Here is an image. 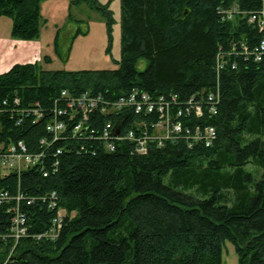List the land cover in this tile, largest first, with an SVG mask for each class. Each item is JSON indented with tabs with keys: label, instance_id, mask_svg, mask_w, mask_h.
I'll return each mask as SVG.
<instances>
[{
	"label": "trees",
	"instance_id": "obj_1",
	"mask_svg": "<svg viewBox=\"0 0 264 264\" xmlns=\"http://www.w3.org/2000/svg\"><path fill=\"white\" fill-rule=\"evenodd\" d=\"M76 3L104 19L111 55V3ZM41 5L0 0V16L12 21V39L40 37ZM120 8L116 69L45 70L35 61L0 75V145L22 141L30 153L46 151L42 165L48 172L43 177L38 167L0 174V192L31 199L57 192L55 211L39 201L21 202L30 235L46 231L59 209L66 213L55 240L26 237L16 246L0 240V264H223L226 243L234 246L238 264H264V54L256 62L240 52L243 46L252 52L264 39V31L249 23L264 11V0H120ZM219 55L226 56L222 69ZM141 60L148 63L143 72ZM134 89L184 103L210 92L219 98L216 113L204 107L197 118L192 108L189 120L180 119L191 129L189 139L149 144L146 154L129 141L113 153L98 139L41 145L52 140L47 125L63 91L117 100ZM91 117L95 132L110 119L123 132L136 120H159L157 113ZM196 126L216 129L210 147H190ZM16 202L0 204L1 235L10 230L8 209Z\"/></svg>",
	"mask_w": 264,
	"mask_h": 264
},
{
	"label": "built area",
	"instance_id": "obj_2",
	"mask_svg": "<svg viewBox=\"0 0 264 264\" xmlns=\"http://www.w3.org/2000/svg\"><path fill=\"white\" fill-rule=\"evenodd\" d=\"M249 23H256L260 31H264V11L253 14ZM234 46L233 51L237 52ZM241 54L249 57L254 56L255 61H261L264 54V39L260 46L250 52L246 46L242 47ZM225 57L218 56V69H222L225 64ZM219 96L210 92L207 98L201 96L200 100L195 97L188 102L179 101L177 96L172 95L170 98L165 96L152 97L148 93L138 89L132 90L128 95L117 100H109L101 95H91L83 93L78 96H72L67 91L61 94V102H56L53 108V118L47 125V130L52 135V140L41 141V145L51 146L57 141H68L69 139H98L104 143V148L110 152H116L118 145L129 141L138 154H146L149 144L157 147H163L165 144H176L180 139H189L191 129L181 122V118L188 119L194 108L195 117L204 116V107H208L209 113H216V103ZM19 103V101H17ZM99 112L104 117L121 118L127 112H132L137 116L143 114L151 115L157 113L159 120L156 123L148 125L143 120H136L133 127L123 132L119 121L114 122L111 119L106 121L101 131L91 130V115ZM36 116L40 119L42 113L34 110ZM189 120V119H188ZM192 135V147L196 143H202L205 147H210L216 138V129L211 126H196ZM188 134V135H187ZM61 153V150H57ZM46 151L39 153H30L24 142L18 141L7 147L0 145V174L5 175L12 172L20 174L24 169L38 168L41 170L43 177H48V172L43 168V160ZM41 165V166H40ZM27 201L28 204L39 201L47 205L51 211L59 207V196L56 191L31 199L23 196L21 193L18 197H13L7 192H0V204L17 201L16 205L8 209L12 213L10 230L5 234H0V240H13L15 246L26 237H33L36 240H55L58 238L63 228L66 213L58 210L55 218L51 220L50 227L43 233L30 235L31 228L27 215L21 209V202ZM9 259L3 264H8Z\"/></svg>",
	"mask_w": 264,
	"mask_h": 264
},
{
	"label": "rangeland",
	"instance_id": "obj_3",
	"mask_svg": "<svg viewBox=\"0 0 264 264\" xmlns=\"http://www.w3.org/2000/svg\"><path fill=\"white\" fill-rule=\"evenodd\" d=\"M76 1L42 0L40 37L30 42H18L17 56L39 61L45 70L116 69L114 61L121 59L120 0H100L103 4L111 3L110 9L116 20L111 55L106 54L108 38L104 19L86 3L77 4ZM11 28V19L0 16L1 40L11 37ZM147 64L146 60H141L138 71L143 72ZM248 170H251L250 166ZM223 264H238V256L231 243L224 247Z\"/></svg>",
	"mask_w": 264,
	"mask_h": 264
},
{
	"label": "crops",
	"instance_id": "obj_4",
	"mask_svg": "<svg viewBox=\"0 0 264 264\" xmlns=\"http://www.w3.org/2000/svg\"><path fill=\"white\" fill-rule=\"evenodd\" d=\"M3 41V42H2ZM20 41L0 38V75L8 72L17 64H26L35 62L34 59L17 56V44ZM27 59V60H26Z\"/></svg>",
	"mask_w": 264,
	"mask_h": 264
}]
</instances>
